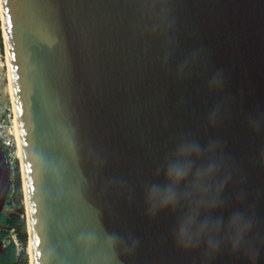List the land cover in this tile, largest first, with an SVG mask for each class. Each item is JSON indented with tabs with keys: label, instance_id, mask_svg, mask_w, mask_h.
I'll use <instances>...</instances> for the list:
<instances>
[{
	"label": "water",
	"instance_id": "obj_1",
	"mask_svg": "<svg viewBox=\"0 0 264 264\" xmlns=\"http://www.w3.org/2000/svg\"><path fill=\"white\" fill-rule=\"evenodd\" d=\"M1 2L32 264H264V0ZM185 139L219 143L249 255L182 250L147 212ZM12 175L0 144V216Z\"/></svg>",
	"mask_w": 264,
	"mask_h": 264
},
{
	"label": "clouds",
	"instance_id": "obj_2",
	"mask_svg": "<svg viewBox=\"0 0 264 264\" xmlns=\"http://www.w3.org/2000/svg\"><path fill=\"white\" fill-rule=\"evenodd\" d=\"M219 148L218 142L207 146L190 139L178 142L157 169L161 179L145 185L144 205L153 216L176 214L172 235L182 250L203 246L209 256L221 248L249 255L252 222L245 212L234 210L227 220L216 212L225 204L222 193L228 180Z\"/></svg>",
	"mask_w": 264,
	"mask_h": 264
},
{
	"label": "trees",
	"instance_id": "obj_3",
	"mask_svg": "<svg viewBox=\"0 0 264 264\" xmlns=\"http://www.w3.org/2000/svg\"><path fill=\"white\" fill-rule=\"evenodd\" d=\"M15 164H17V161H15ZM12 179V191L8 202L9 207L15 203L18 205L21 199V183L18 169L14 170ZM21 215L22 210L20 209L17 214L3 213L0 216V241L7 237L9 233L7 231H12L18 243L22 247L26 246L28 243L26 223L24 220H21ZM4 251L5 255H0V264H28L27 255L24 252L18 253L17 246L13 241L9 242L8 247Z\"/></svg>",
	"mask_w": 264,
	"mask_h": 264
},
{
	"label": "rangeland",
	"instance_id": "obj_4",
	"mask_svg": "<svg viewBox=\"0 0 264 264\" xmlns=\"http://www.w3.org/2000/svg\"><path fill=\"white\" fill-rule=\"evenodd\" d=\"M3 28H4V25H3V18H2V6H1V1H0V68H3L1 73L4 74V76H5L4 72H5V67H6L7 53H6V46H5V42H4L5 40L3 38L4 37ZM6 72H7V67H6ZM6 94L9 95V93H8V85H7V93H5V83H3L0 86V106H2V107H4L3 103L7 101V95ZM11 169H12V173H14L15 169H18V172H19V175H20L21 189H22L23 185H22V180H21L22 177H21L20 162L17 161V164H15V161H12L11 162ZM12 177H13V175H12ZM12 181H13V179H12ZM11 191H12V187L10 189V193H11ZM9 198H10V194H9V197H8L7 205L5 206L3 212L7 213V214H11V213H16L17 214L19 212V210L21 209L22 210L21 220H24L25 223H27L26 208H25V204H24L23 190H21V199H20L18 205H16V203H15V204L11 205V207H9L8 206ZM0 232H1V230H0ZM7 232H9L7 234V237L3 238L0 241V249L1 250H6V248L9 245V242L13 241L16 244V246H17L18 253L24 252L25 254H28V256H29V253H30L29 242L27 241L28 243L26 244V246L22 247L18 243V241L16 240V237L13 234V232L12 231H7ZM28 264H29V257H28Z\"/></svg>",
	"mask_w": 264,
	"mask_h": 264
},
{
	"label": "built area",
	"instance_id": "obj_5",
	"mask_svg": "<svg viewBox=\"0 0 264 264\" xmlns=\"http://www.w3.org/2000/svg\"><path fill=\"white\" fill-rule=\"evenodd\" d=\"M4 38V37H3ZM5 42V41H4ZM0 68V86L5 83V93L7 92V72L5 67V76ZM7 95V94H6ZM0 106V144L3 147L6 158L12 162L16 161L15 154L17 148L16 125L13 111L12 99L7 96V101Z\"/></svg>",
	"mask_w": 264,
	"mask_h": 264
},
{
	"label": "bare ground",
	"instance_id": "obj_6",
	"mask_svg": "<svg viewBox=\"0 0 264 264\" xmlns=\"http://www.w3.org/2000/svg\"><path fill=\"white\" fill-rule=\"evenodd\" d=\"M1 1V0H0ZM1 6H2V2H1ZM3 31H4V40H5V46L7 45L6 44V34H5V28H3ZM8 65H9V58L7 56V60H6V67H7V80H8V93L9 95H7L10 99H12L11 97V89H10V80H9V68H8ZM7 93V92H6ZM16 136H17V132H16ZM18 140V139H17ZM15 159L17 161L20 162V166H21V161H20V154H19V147H18V141H17V148H16V154H15ZM21 177H22V190H23V196H24V204H25V208H26V194H25V188H24V182H23V176H22V168H21ZM26 217H28L27 215V210H26ZM27 221H28V218H27ZM28 225V224H27ZM29 247H30V253H29V264H32V258H31V245L29 243Z\"/></svg>",
	"mask_w": 264,
	"mask_h": 264
}]
</instances>
